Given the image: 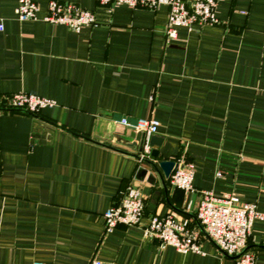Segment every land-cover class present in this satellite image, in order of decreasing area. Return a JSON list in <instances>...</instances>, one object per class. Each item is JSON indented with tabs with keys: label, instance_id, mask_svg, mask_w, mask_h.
Instances as JSON below:
<instances>
[{
	"label": "crops",
	"instance_id": "obj_1",
	"mask_svg": "<svg viewBox=\"0 0 264 264\" xmlns=\"http://www.w3.org/2000/svg\"><path fill=\"white\" fill-rule=\"evenodd\" d=\"M48 1L20 22L16 0H0V264H234L195 210L208 191L264 214V0H217L216 25L178 27L174 40L163 5L107 17L95 0H54L95 14L96 27L75 33L41 20ZM15 93L54 106L7 108ZM148 118L161 143L139 153L134 124ZM151 149L152 162L193 165L191 191L141 161ZM128 186L141 193L140 224L106 234L102 214ZM151 216L197 231L198 252L144 238ZM245 250L264 264V220Z\"/></svg>",
	"mask_w": 264,
	"mask_h": 264
},
{
	"label": "built area",
	"instance_id": "obj_2",
	"mask_svg": "<svg viewBox=\"0 0 264 264\" xmlns=\"http://www.w3.org/2000/svg\"><path fill=\"white\" fill-rule=\"evenodd\" d=\"M95 1L97 7L102 9L107 17L120 5L150 10L159 5L165 6L167 14L164 33L167 39L172 40L176 39L175 29L178 27L191 31L202 26H214L218 22L215 16L217 0ZM37 11L38 7L33 0H16L14 15L18 21H35ZM41 20L52 25H63L75 33L82 28L98 25L93 12L80 9L71 3L54 0L48 1L46 13ZM53 106L54 103L48 99L24 93H15L6 99L7 108L31 114ZM120 123L127 125L124 120ZM158 126V122L151 118L138 119L134 129L147 139L156 133ZM193 175L194 167L191 163H178L170 174L168 183L177 189L191 191ZM219 175L220 173L216 172V176ZM142 213L143 200L139 189L128 186L121 193L119 201L102 214L104 233H110L118 225L139 226ZM195 219L204 235L221 253L232 257L234 264H253V256L245 250V246L253 221L264 220V214L256 211L253 203H241L234 195L216 197L208 191H203L197 202ZM141 229L144 238L158 242L159 249L170 246L179 253L198 252L197 231L190 230L186 223H178L170 216H151L146 226Z\"/></svg>",
	"mask_w": 264,
	"mask_h": 264
},
{
	"label": "water",
	"instance_id": "obj_3",
	"mask_svg": "<svg viewBox=\"0 0 264 264\" xmlns=\"http://www.w3.org/2000/svg\"><path fill=\"white\" fill-rule=\"evenodd\" d=\"M161 143V138L155 135L148 137L146 140H141L138 145V152L141 153L143 146L147 145L148 148L158 147ZM151 159L157 158V151L151 149L148 159H141L142 162L147 164V166L155 173L160 172L164 180L168 181V178L172 171L177 167V164L172 160H161L152 162ZM145 170H140L141 175H145Z\"/></svg>",
	"mask_w": 264,
	"mask_h": 264
}]
</instances>
